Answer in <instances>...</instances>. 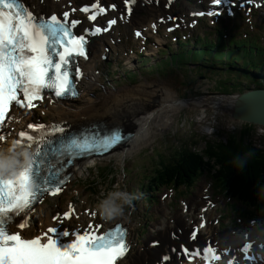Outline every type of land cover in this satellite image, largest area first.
<instances>
[{
  "label": "snow or ice",
  "instance_id": "obj_1",
  "mask_svg": "<svg viewBox=\"0 0 264 264\" xmlns=\"http://www.w3.org/2000/svg\"><path fill=\"white\" fill-rule=\"evenodd\" d=\"M124 3L127 14H131L135 0H124ZM214 3L220 5L222 0H214ZM110 7L115 9L116 6ZM94 8L98 13L105 12L99 3H95ZM82 10L88 12L89 8ZM68 17L69 12L65 11L62 19L54 14L48 19L43 16L38 18L27 9L23 0H0V129L11 119L9 109L13 105L32 109L36 107L34 101L40 100L45 90L54 92L55 97L74 94L71 88L74 81L70 79V61L78 69L75 57L86 55L88 41L84 34L77 36L73 32L81 22L74 19L69 22ZM89 19L96 21L97 15H90ZM116 22L115 19L108 21V27ZM100 32V27H94L91 34ZM139 35L141 33L138 32L137 36ZM72 75H78V72ZM34 127L32 124L28 125L29 129ZM52 131L64 133L65 128L53 126ZM48 135L51 136V133ZM18 136L20 139L16 140L20 143L26 140L27 147L31 148L35 144L36 148L33 164L29 168H21L14 179L0 178V264H117V260L123 258L128 251L119 228L97 235L90 225L89 231L84 234H79V229L75 230L74 239L70 243L60 241L62 237H69L70 233L58 232L55 227L48 228L42 236L35 238H25L21 232L11 231L14 219L21 215L25 216V222L19 223L18 227H26L28 213L38 197L44 193L55 195L61 191L59 185L62 183L63 171L61 167L56 172V180H52L43 174L48 169L42 168L37 159L47 160L50 153L56 154L58 149L54 140L43 137L38 139L25 130H21ZM5 139V134L0 131V142ZM121 141V133L112 130L99 138L93 136L84 137L83 140H61L59 151L61 156L67 153L66 162L71 165L77 155L107 151ZM59 163L63 165L65 160L59 159ZM63 216L70 219L71 213H64ZM199 227H203V224ZM197 233L198 228H195L189 238L195 241ZM50 234H56V238ZM156 243L158 242H154ZM248 248L249 245H246L241 249L245 253L244 258L254 259L247 255ZM180 254L189 261L199 258L205 264H214L220 260V254L210 244L191 250L182 245ZM229 264H233V261H229Z\"/></svg>",
  "mask_w": 264,
  "mask_h": 264
},
{
  "label": "rangeland",
  "instance_id": "obj_2",
  "mask_svg": "<svg viewBox=\"0 0 264 264\" xmlns=\"http://www.w3.org/2000/svg\"><path fill=\"white\" fill-rule=\"evenodd\" d=\"M258 11L260 12H256L257 16H253L254 12L253 15H248L251 17L250 22L249 20H245L244 14L241 20H237L239 22L232 24L231 27H242L245 22L249 27L251 24H255V34L264 35V32L260 28L261 25L263 26L264 20L259 17L261 13H264V8ZM155 19L156 18H154V20ZM229 22H231V20H228L227 23ZM140 24L144 25V22ZM217 24L220 25V21H218ZM186 26L191 28L188 23H186ZM134 27L135 25L127 23L119 26L117 29H113L112 34L104 38V42L107 43H111L112 40L116 41V45L113 47L115 51L112 50V55L107 58L109 59L107 63H104L100 58L101 53L107 52L106 48L105 51L103 50V46L98 47L95 54H93V60L88 62V65H94L95 74L98 77V81L92 87L95 93H103L105 95L112 93V95L117 94L118 96L130 89L134 90L136 87H140L143 84L153 83L155 86L157 84L165 85V88L172 91L174 93L173 97L177 99L191 101L193 99L205 97L236 96L244 92L243 89L245 86H254L252 82L248 81L236 82L239 85L237 86L235 82H228L230 79L224 76L220 77L219 75L218 77H213L206 73L200 74L199 70L173 69L171 74H145L144 71H146L149 66H141L139 62H137L139 59L135 57L134 49L141 48L143 42L146 41L149 43V40H151L149 51L147 50L144 55H150L154 59L156 53L161 49L162 43L167 42V40L158 38V34L155 35L156 33L152 29L148 31L147 39L141 40V38L135 36L133 32ZM201 30L202 29L199 28V32ZM188 31L192 33L191 29L187 30V32ZM119 50L121 52L130 50L131 52H129L127 59L122 60L118 59L116 53ZM153 59L149 61V63L157 61ZM120 60L123 61V64L119 62ZM108 63L109 65H114L113 70L117 73L112 77L107 76ZM128 64L129 66H127ZM130 66H132V68H129ZM126 68L140 69L142 76L139 75L137 81L127 78L123 83L118 84L117 81L125 78V76H123V70ZM193 68H195V66H193ZM132 94L149 98L148 95L141 93ZM108 100L109 99H107V101ZM203 107L197 103H189L181 107L180 110L177 109L175 112L171 113L168 119L169 121L164 123L165 125L163 124L156 127L151 139L145 145L133 151L126 159L114 156L111 159L98 160V163L91 166L89 169L85 168L80 175L73 178L72 184L64 193L63 197L51 200L48 205L55 206L58 204L59 206L65 207L70 199H75L82 209H84L83 215L86 217V214L95 211L97 202L103 199L104 195L112 190L115 185H119L120 188L135 194L137 192V184L140 183L141 179L145 178V173H151L152 168L157 166V162L162 160L165 156H170L176 149L187 146L194 152H202L207 146L206 141L209 139L226 143L230 140L232 135H240L241 132L244 133L249 129L248 134L251 133V135L248 138L250 141L258 147L264 146V125L248 123L233 118L230 113L219 108L217 105ZM127 172L130 173L128 174ZM206 183H209L208 180H201L197 183L195 188L183 189L184 194H181L179 190L175 193L173 191V195L170 197L173 201L175 200L174 198L180 199L181 196L187 198L195 197L199 195L202 187L205 186ZM192 190H194V192H191ZM163 193L164 191H161L160 195ZM170 197L164 200L160 198V200L162 202L168 201ZM146 204H148L146 199L142 198L136 205H128L123 215L124 217L130 216L132 218L133 224L131 225V234L135 249L139 247L141 243H143V245L146 243V240L149 238L148 234L150 229H155L153 224L164 217L163 212L157 210L156 206L153 207L151 213L156 219L147 223L146 228L145 213L148 211L145 210ZM172 204L176 205L177 203L174 201ZM231 204L232 202L226 203L229 207ZM238 206L245 207V205L242 204H238ZM228 214L230 213H227L226 208H224V215L229 217ZM256 218L263 220L261 216H257Z\"/></svg>",
  "mask_w": 264,
  "mask_h": 264
},
{
  "label": "trees",
  "instance_id": "obj_3",
  "mask_svg": "<svg viewBox=\"0 0 264 264\" xmlns=\"http://www.w3.org/2000/svg\"><path fill=\"white\" fill-rule=\"evenodd\" d=\"M244 34L243 31L235 33L228 27H216L206 35L184 39L179 36L177 45L172 43L161 49L153 59L157 61L144 72L164 75L171 74L173 69L199 70L200 74L224 76L230 79L228 82H252L254 86L247 85L244 91L264 88V37H254L250 32ZM151 60L141 56L140 64L145 66ZM109 72L110 76L114 75ZM139 75H142L139 70L124 69L125 78L117 83L121 84L127 78L137 81ZM249 130L232 135L226 143L209 139L202 152H194L187 146L176 149L157 162L151 173H145V178L137 184L138 196L154 202L163 188L183 189L184 185L196 183L207 172L216 189L255 205L264 213V146L258 147L250 141ZM245 153L251 155L244 167L238 168L235 158Z\"/></svg>",
  "mask_w": 264,
  "mask_h": 264
},
{
  "label": "bare ground",
  "instance_id": "obj_4",
  "mask_svg": "<svg viewBox=\"0 0 264 264\" xmlns=\"http://www.w3.org/2000/svg\"><path fill=\"white\" fill-rule=\"evenodd\" d=\"M27 1L35 3L38 10L44 11L46 9L45 2L47 0H43L45 1L44 3H36V0ZM57 1L59 5H63L66 2V0ZM185 3H182L181 5V12L189 5L188 2ZM172 7L178 8L176 4H174ZM142 11H147L154 16L158 13L155 5L145 4V6L142 7L137 6L133 14V20L136 23L145 21V16L142 15ZM156 18L158 17L156 16ZM189 18H192V16ZM99 40V38H96L93 41V51L97 50V44ZM97 81L98 77L95 74L94 68H91L86 64V76L80 83L83 93L81 97L76 100L77 103L76 101L70 102L69 104L66 102H57L56 104L49 106L50 115L53 118L58 119V121H64L68 128L78 129L82 126L100 122L102 125H104V128L118 126L124 131L130 132L132 134L125 143L118 146L103 157H96V159L93 158V161H98L99 159H111L114 156L126 159L127 156L133 153V151L139 149L142 145H145L147 142H149L152 134L156 130V127L168 122L171 113L175 112L177 109L180 110L181 107H184L189 103H197L202 107L213 104L231 107V104L234 102V98L228 96L197 98L191 101L177 99L173 97L174 93L172 91L165 88V85L157 84L155 86L153 83L143 84L140 87H136L134 90L130 89L118 96L117 94L112 95V93L109 95H105L103 93L98 94L92 89L93 85ZM132 93L145 94L148 95L149 98H146L145 96V98L137 96L136 94ZM107 99L109 100L107 101ZM91 160L92 159H83L76 161V163L71 168V178H75L80 175L85 168L89 169L92 166ZM201 193L202 191L199 193V195H201ZM49 199V197L45 198V201L38 206V213H40L39 218H41V221L45 223H51V217L58 209L47 204ZM161 210L165 211V208L163 207ZM211 210L214 211V207H211ZM119 220H122L129 225H131V223L133 224L132 218L130 216H121L111 221H104L102 226L104 227L106 222H108L107 226H111ZM183 222V218L180 215H177L173 222L172 220L168 222L166 218L160 219L155 224V228L158 230L157 233L152 234L149 239L146 240L144 245H140L138 249H134L132 254L129 255L127 259L121 264H146V262L149 260H159L162 253L166 252V250H163V248L174 245V241L171 239L169 231L173 230L174 228H182L183 232L179 233V235L184 236L186 233L187 230H185V224H183ZM163 228H167L169 231L165 232ZM189 228L191 230V227ZM162 234L165 238L162 236ZM155 238H159L160 240L158 243H153L150 245V243L154 241ZM239 240L240 238L237 234L232 237L228 236L226 239L227 242Z\"/></svg>",
  "mask_w": 264,
  "mask_h": 264
},
{
  "label": "clouds",
  "instance_id": "obj_5",
  "mask_svg": "<svg viewBox=\"0 0 264 264\" xmlns=\"http://www.w3.org/2000/svg\"><path fill=\"white\" fill-rule=\"evenodd\" d=\"M251 153L237 155L235 164L243 168ZM33 164L30 149L23 146L18 140H10L6 145L0 144V178L14 179L19 175L21 168H29ZM138 194L130 193L119 185L108 191L103 199L95 206V212L102 220L111 221L125 214L126 207L131 204Z\"/></svg>",
  "mask_w": 264,
  "mask_h": 264
},
{
  "label": "water",
  "instance_id": "obj_6",
  "mask_svg": "<svg viewBox=\"0 0 264 264\" xmlns=\"http://www.w3.org/2000/svg\"><path fill=\"white\" fill-rule=\"evenodd\" d=\"M228 97L234 98L231 107L217 106L230 113L233 118L264 125V88L250 89L236 96Z\"/></svg>",
  "mask_w": 264,
  "mask_h": 264
}]
</instances>
